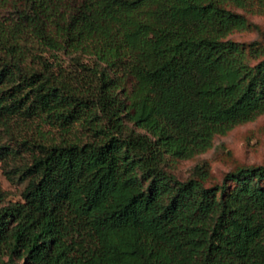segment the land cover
I'll list each match as a JSON object with an SVG mask.
<instances>
[{"label": "trees", "instance_id": "16d2710c", "mask_svg": "<svg viewBox=\"0 0 264 264\" xmlns=\"http://www.w3.org/2000/svg\"><path fill=\"white\" fill-rule=\"evenodd\" d=\"M251 2L0 0V127L30 155L0 258L264 264V161L211 186L161 165L264 111V57L224 37Z\"/></svg>", "mask_w": 264, "mask_h": 264}, {"label": "rangeland", "instance_id": "374dc122", "mask_svg": "<svg viewBox=\"0 0 264 264\" xmlns=\"http://www.w3.org/2000/svg\"><path fill=\"white\" fill-rule=\"evenodd\" d=\"M249 22L243 29H233L224 37L244 45L248 63L264 57V0H252L251 4L237 8ZM254 50L257 52L254 53ZM129 125V124H128ZM33 129L28 130L32 134ZM0 145L5 154L0 158V205L20 200L25 180L19 179V172L29 161V151L8 139L0 127ZM264 161V111L248 120L232 125L221 134H214L208 147L186 158L163 156L162 167L178 179L198 177L203 173L202 183L206 186L219 184L225 172L239 165H255ZM21 258L7 255L0 258V264H21Z\"/></svg>", "mask_w": 264, "mask_h": 264}]
</instances>
